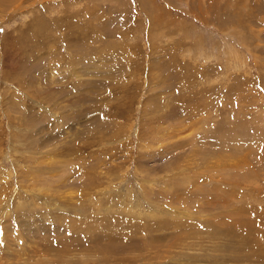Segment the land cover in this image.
<instances>
[{
	"label": "rangeland",
	"instance_id": "rangeland-1",
	"mask_svg": "<svg viewBox=\"0 0 264 264\" xmlns=\"http://www.w3.org/2000/svg\"><path fill=\"white\" fill-rule=\"evenodd\" d=\"M0 264H264V0H0Z\"/></svg>",
	"mask_w": 264,
	"mask_h": 264
}]
</instances>
